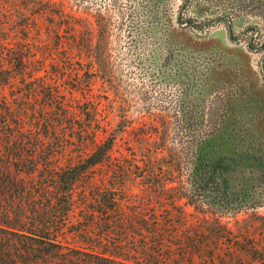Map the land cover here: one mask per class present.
<instances>
[{
  "label": "trees",
  "instance_id": "1",
  "mask_svg": "<svg viewBox=\"0 0 264 264\" xmlns=\"http://www.w3.org/2000/svg\"><path fill=\"white\" fill-rule=\"evenodd\" d=\"M213 1L264 19V0ZM32 7L20 36L0 35V264H264V215L253 213L256 237L221 221L249 204L233 187L226 113L186 99L171 134L165 113L131 127L106 55L57 30L68 17L52 0ZM252 32L241 31L264 60ZM128 127L153 137L150 155L113 153Z\"/></svg>",
  "mask_w": 264,
  "mask_h": 264
},
{
  "label": "rangeland",
  "instance_id": "2",
  "mask_svg": "<svg viewBox=\"0 0 264 264\" xmlns=\"http://www.w3.org/2000/svg\"><path fill=\"white\" fill-rule=\"evenodd\" d=\"M52 1L68 17L56 19L57 30L87 35L91 47L106 55L131 127L145 123L147 113H165L171 134L174 111L186 99L198 103V109L205 105L206 110L210 104L226 113L225 130L234 133L230 143L225 141L233 160V187L248 194L249 204L247 210L221 221L233 231L247 227L256 237L261 229L252 220L253 213L264 215V60L261 49L247 48L241 31L256 25L259 34L252 32L253 43L259 45L264 39L263 17L251 15L250 6L235 12L233 4L213 0ZM32 13V0H0V35L20 36ZM221 13L227 15L222 18ZM98 84L93 85L94 92ZM108 120L114 126L116 119ZM131 127L116 133L113 153L132 149L150 155L153 137L136 139ZM128 191L139 192L133 181ZM176 203L190 217L191 208L182 200Z\"/></svg>",
  "mask_w": 264,
  "mask_h": 264
}]
</instances>
